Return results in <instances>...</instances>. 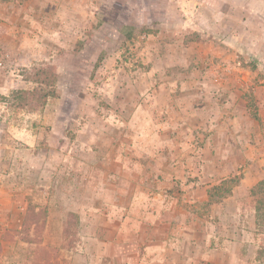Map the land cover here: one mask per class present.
<instances>
[{
	"label": "rangeland",
	"instance_id": "374dc122",
	"mask_svg": "<svg viewBox=\"0 0 264 264\" xmlns=\"http://www.w3.org/2000/svg\"><path fill=\"white\" fill-rule=\"evenodd\" d=\"M0 8L33 16L24 19L26 50L25 62L17 68L22 75L19 88L35 86L30 79L34 67L54 65L59 74L58 96L46 106L47 120L30 167L40 170L42 182L34 185L35 198L18 202L21 211L23 202L47 208L37 235L40 242L21 240V228H10L0 264H33L38 255L47 256L51 264H102V258L93 255L97 246L85 238L89 229L83 211L81 217L76 212V225L64 235L71 210L95 196L86 190H94L96 181L90 177L100 157L113 173L108 181L112 188L122 182L120 173L132 185L137 177L163 173L171 165L176 171L173 189L203 187L210 201L228 196L239 185L250 162L224 164V180L200 178L194 175L202 167L193 159L196 151L210 156L213 148H181L193 161L169 163L165 141L157 139L164 132L151 127L166 94H214L213 110L228 112L235 99L247 115L241 117L243 124L257 126L252 141L259 133L264 141V0H0ZM254 147L257 160L263 158L252 164L261 179L241 192L247 209L234 222L244 232L236 248L239 256L231 264H264V230L249 214L256 204L252 190L264 179V146ZM173 155H180V147H173ZM156 180L165 187L164 179ZM112 197L110 193L107 203ZM202 205L208 217L210 204ZM218 210L213 218H205V236L217 231L223 218ZM106 214L113 218L117 212L106 207Z\"/></svg>",
	"mask_w": 264,
	"mask_h": 264
},
{
	"label": "crops",
	"instance_id": "0c3cea01",
	"mask_svg": "<svg viewBox=\"0 0 264 264\" xmlns=\"http://www.w3.org/2000/svg\"><path fill=\"white\" fill-rule=\"evenodd\" d=\"M4 8H0V228L5 229L0 230V254L8 243L6 231L21 228L23 224L27 202H23L21 211L19 200L34 197V185H41L40 170L30 167L34 166L33 154L40 146L41 131L47 120V107L39 112H16L11 106V94L20 89L22 80L17 68L25 62L23 52L26 49L22 36L26 38L23 31L27 20L24 19L31 20L33 16L25 11ZM3 53L9 55L8 60L3 58ZM213 95L166 94L164 107L157 109L151 129L164 132V135L159 133L157 139L165 141L164 154L169 156H165V161L169 163L193 161L182 153L181 148H213L210 156H206L204 150L202 153L198 149L196 151L197 158L193 159L202 167L194 175L200 178L206 175L210 179L224 180L228 177L224 164L250 162L241 182L232 188L228 196L210 201L203 187L173 189L172 179L176 171L171 165L163 173L137 177L138 181L132 183L133 186L128 185V177L120 173L118 179L122 182L112 188L108 181L113 173H109L107 161L100 157V162L94 163L98 170L93 171L90 177L96 181L94 193L86 190L88 195L95 196L71 211L77 212L80 217V212L85 213L84 221L89 229L85 238L97 246L93 255L102 258V264L114 260L118 261L117 264H231L239 256L236 248L242 242L239 235L244 231L234 221L235 217L242 216V209H247L241 201L242 190L253 188L261 179L252 164L263 160H257L254 146L263 147L264 141L261 140L262 133H259V139L252 141L256 133L253 127L256 129L257 126L243 124L241 117L246 119L247 115L241 108L238 109L235 99L231 101L229 113L225 108L215 111L211 104ZM237 118H240L239 122ZM173 147H180L179 156L173 155ZM228 147H233L229 153L226 152ZM247 147L249 149H242ZM238 148L240 156L237 155ZM175 177L181 178L178 175ZM156 179H164L165 187L157 186ZM110 193L113 197L107 203ZM96 195L101 197L94 198ZM202 203L210 204L208 217ZM106 207L115 209L117 215L112 218V215L106 214ZM217 207L219 216L222 214L223 218L216 225L217 231L205 236V218L216 216L212 212ZM254 208L249 207L252 220L256 218Z\"/></svg>",
	"mask_w": 264,
	"mask_h": 264
},
{
	"label": "trees",
	"instance_id": "16d2710c",
	"mask_svg": "<svg viewBox=\"0 0 264 264\" xmlns=\"http://www.w3.org/2000/svg\"><path fill=\"white\" fill-rule=\"evenodd\" d=\"M30 79L35 83L31 89H17L11 94V102L16 111L39 112L45 109L50 99L58 96L57 84L59 74L54 65H41L34 67L30 72ZM255 195V210L257 225L264 230V179L258 184V189L252 190ZM47 208L30 202L24 215L23 224L20 229V239L28 242H40L37 235L43 230L46 218ZM78 215L74 212L68 214L64 226V235L71 234L72 228L76 225ZM73 242L71 241L70 244ZM48 255L45 248L40 252ZM41 254V253H40ZM33 264H51L50 259L44 255H38Z\"/></svg>",
	"mask_w": 264,
	"mask_h": 264
}]
</instances>
